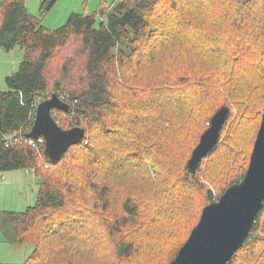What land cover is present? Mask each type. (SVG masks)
<instances>
[{
    "label": "trees",
    "instance_id": "trees-1",
    "mask_svg": "<svg viewBox=\"0 0 264 264\" xmlns=\"http://www.w3.org/2000/svg\"><path fill=\"white\" fill-rule=\"evenodd\" d=\"M58 1L41 0L39 16L26 0H0V48L23 49L17 70L6 76L7 89H0V173L31 168L38 179L35 204L0 212L11 242L34 244V250L23 263L0 264H127L153 232L147 224L195 191L204 201L195 198L190 223L182 218L177 224L182 236L170 234V244L152 260L168 264L198 223L200 208L247 171L231 177L235 163L229 162L248 150L262 121L264 0H114L111 6L101 0L92 14L73 12L52 30L42 16ZM71 46L55 80L47 70ZM52 91L69 104L68 112L56 110L68 117L59 125L86 130L56 161L43 137H27L38 104ZM222 106L231 116L191 174L194 145L187 138L178 142L176 134L193 113L210 122V112ZM243 126L246 142L239 135ZM223 154L226 162L218 159ZM205 159L215 160L204 171L209 180L201 178ZM170 186L181 189L177 202ZM144 205L150 222L143 219ZM131 230L133 239L125 236ZM106 241L121 263L104 255ZM263 245L264 209L228 264L258 263ZM260 260L264 264V255Z\"/></svg>",
    "mask_w": 264,
    "mask_h": 264
},
{
    "label": "water",
    "instance_id": "water-1",
    "mask_svg": "<svg viewBox=\"0 0 264 264\" xmlns=\"http://www.w3.org/2000/svg\"><path fill=\"white\" fill-rule=\"evenodd\" d=\"M53 110H69V104L57 93L38 104L34 125L27 137H43L49 157L56 161L69 147L85 139L86 130L80 126L63 128ZM229 113L230 108L222 106L212 116L210 126L201 135L187 163L192 174L196 173L200 161L217 146ZM263 209L264 111L244 178L231 184L218 200L203 207L198 223L168 264H228L244 245Z\"/></svg>",
    "mask_w": 264,
    "mask_h": 264
},
{
    "label": "rangeland",
    "instance_id": "rangeland-1",
    "mask_svg": "<svg viewBox=\"0 0 264 264\" xmlns=\"http://www.w3.org/2000/svg\"><path fill=\"white\" fill-rule=\"evenodd\" d=\"M104 1L107 2L108 6H111L114 3V0H104ZM100 2L101 0H59L57 4L48 13L42 16L43 24L47 28L54 30L56 28L63 26L66 23L70 14L73 12L81 13L86 10L87 12L92 14L93 12L98 10ZM26 3H27V7L29 11L32 14L40 16L41 0H26ZM211 19H209V21H211ZM217 19L220 20V18H217ZM98 20L99 21L102 20V17L99 16ZM72 49H73V46H71L67 50H63L60 54L57 55L58 56L57 61L59 64L55 66H50L48 68L47 70L48 74L51 73V77L54 78L55 80L63 76V73L60 70L57 71V68H60L61 66L60 63H62L67 57L71 56L70 53L72 52ZM2 51H4L5 55L3 54L2 56H0V74L10 75L13 72H15L14 70H17L20 64L23 58V49L20 46H16L14 49H11V50L0 48V52ZM52 65H54V63ZM2 78L0 77V87L7 89L6 75L4 77L2 76ZM53 93H58L60 95L59 92L52 91L50 92L48 98L51 97ZM230 113H229L227 120H229L231 116ZM53 115L55 119L57 120V122L61 123V125L68 123V117L66 116L65 113H60L54 110ZM213 115L214 113L210 112L209 117L212 118ZM207 119H208V116H204V115L200 116L198 112H196V114L193 113L191 117H189L188 119L184 121V124L182 125L181 130H178V131H181L180 134H176V137L178 138V142L183 141L187 138L189 139L191 144L194 145V148H195L200 141L201 135L210 126V122L207 121ZM245 128H246L245 126L240 128V133H239L240 137L242 139H245L244 142H246L247 140L246 132L244 130ZM256 133H254L253 136L250 137L251 139L248 138L249 141L246 142L248 143V150L244 151V153L240 155L239 157H236L234 155V160L233 161L230 160L229 164L235 163L234 166L232 165L233 172L230 173L231 177L239 176L241 169L245 166L248 167V163H249L250 156L252 153V147L254 144ZM235 135L236 134H234V137H233V139L235 140L234 144H236V141H237V135L236 136ZM175 145L176 143L172 145V148H174ZM239 152L240 151L237 150V154ZM230 155L231 156L233 155L231 151H230ZM188 159H190V157ZM218 159H221L225 162L227 161V157L225 154H223L222 158H218ZM214 162L215 160L205 159L204 166H203L204 169H202V172H201L202 179L209 180L206 174L204 176V171L207 168H209L210 163H214ZM224 183L225 182H223V184ZM33 188H34L33 191L30 189L29 192L27 193L28 199L21 202V203L24 202L26 204L27 201H30L28 205H25V204L21 205L22 210H25L27 206L35 204V201H36L35 195L38 190V185L33 186ZM180 191H181L180 188L170 186L169 192L171 195L174 194L173 202L174 201L177 202L175 198L179 196L178 194L180 193ZM198 196L201 198V200L203 199L202 200L203 202L204 198L202 194L198 195L195 191H191V190L184 192L183 196H179L180 198L178 199L177 204L169 205L170 209H168V211L166 210L167 214L164 215L160 221L157 219L155 220L156 223L154 222L155 224H147L148 228L151 229L153 232L142 241L143 251L141 252V255H138L133 260L128 261L127 264H154L152 260L154 259L156 260L158 255L162 251H165L166 247L171 242V239H172L171 235L177 238L182 236L181 232L178 229H176V228H181L182 225L180 224V226H177V224L181 221L182 218L183 219L186 218L187 223L188 224L190 223V221L193 218V214L195 213V210L197 209V206L195 205V198H197ZM200 209L202 211V207ZM15 211H18V210H15ZM142 211H143V219L146 222H150L151 221L150 218L153 217V214L150 211L149 207L144 205V209H142ZM150 213H151V216H150ZM7 233L8 234L6 235V238L11 240L13 234L11 232H7ZM125 236L129 239H133L136 236V233H134V230H131L129 232H126ZM106 244H107V248L103 250V253L104 255H106L109 261L113 262L114 260L115 262L117 257H115L114 255V250H113L112 245L110 246V241L108 242L106 241ZM12 246L13 248L10 251V256L7 259H4V261H0V262L23 263L28 258V256L33 252L34 247H35L34 244H31V243L12 244ZM263 247L264 245L261 247V249H263ZM158 251H159L158 255H155V253ZM1 252L2 250H0V253ZM261 254H257L256 257H257L258 263L256 261L255 264H260L262 262V260L260 259L263 257L264 253L262 255ZM116 263H121V259L117 260Z\"/></svg>",
    "mask_w": 264,
    "mask_h": 264
},
{
    "label": "crops",
    "instance_id": "crops-1",
    "mask_svg": "<svg viewBox=\"0 0 264 264\" xmlns=\"http://www.w3.org/2000/svg\"><path fill=\"white\" fill-rule=\"evenodd\" d=\"M3 54L5 55L4 51L0 52V56ZM5 75L7 76L8 74H0V77L2 78V76L4 77ZM0 89L4 88L0 87ZM37 181L38 179L35 176V171L31 168L0 173V212L4 210L23 211L21 205L25 203L21 202L28 199L27 193L30 189L32 191L34 190L33 186L38 185ZM28 203H30V201H27L25 205H28ZM7 234V231L0 224V250H2L0 253V261H4V259L10 256V251L13 248L11 240L6 238Z\"/></svg>",
    "mask_w": 264,
    "mask_h": 264
},
{
    "label": "built area",
    "instance_id": "built-area-1",
    "mask_svg": "<svg viewBox=\"0 0 264 264\" xmlns=\"http://www.w3.org/2000/svg\"><path fill=\"white\" fill-rule=\"evenodd\" d=\"M62 99V98H61ZM63 100V99H62ZM32 144H34V142H32ZM34 146H35V144H34Z\"/></svg>",
    "mask_w": 264,
    "mask_h": 264
}]
</instances>
